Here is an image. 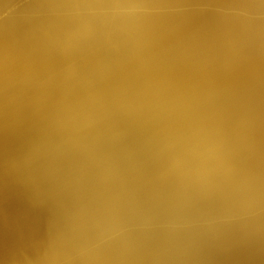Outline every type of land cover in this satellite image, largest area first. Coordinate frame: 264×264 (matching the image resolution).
Wrapping results in <instances>:
<instances>
[{"label":"bare ground","instance_id":"6f19581e","mask_svg":"<svg viewBox=\"0 0 264 264\" xmlns=\"http://www.w3.org/2000/svg\"><path fill=\"white\" fill-rule=\"evenodd\" d=\"M0 264H264V0H0Z\"/></svg>","mask_w":264,"mask_h":264}]
</instances>
